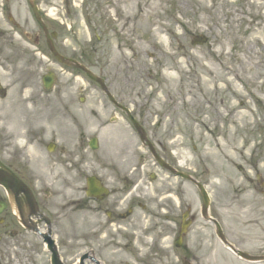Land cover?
I'll return each mask as SVG.
<instances>
[{
    "label": "rangeland",
    "instance_id": "rangeland-1",
    "mask_svg": "<svg viewBox=\"0 0 264 264\" xmlns=\"http://www.w3.org/2000/svg\"><path fill=\"white\" fill-rule=\"evenodd\" d=\"M50 4L53 16L48 18L65 24L61 41L65 53L84 61L97 75L104 68L110 82L119 81L121 71L132 68L136 82L152 85V90L139 96V105L151 115L169 112L178 119L177 126L170 119L161 129L184 131L169 138L185 167L181 169L199 176L207 186L212 211L216 209L232 242L240 248L250 242L258 245L264 226V0H126L124 4L51 0ZM185 32L207 36L208 45L193 47ZM129 35L134 52L127 45L123 50L128 40L118 38L130 39ZM25 63L38 68L27 69L26 91L20 93L17 86L11 96L20 102L31 96L32 103L22 105L27 119L50 118L56 112L60 124L68 108L92 112L81 119L86 137L98 136L101 146H110L113 130L123 125L117 122L111 129L99 130L102 117L93 113L106 112L105 99L95 85L76 73L57 70L56 91L43 95L41 76L49 66L48 58L28 56ZM80 98L86 101L78 110ZM61 128L72 130L68 125ZM191 130L194 134L189 135ZM99 158L91 153L90 160ZM188 195L194 197L189 190ZM199 224L205 228L201 259L207 264L213 240L209 225ZM211 258L213 264H241L221 249Z\"/></svg>",
    "mask_w": 264,
    "mask_h": 264
},
{
    "label": "flooded vegetation",
    "instance_id": "flooded-vegetation-1",
    "mask_svg": "<svg viewBox=\"0 0 264 264\" xmlns=\"http://www.w3.org/2000/svg\"><path fill=\"white\" fill-rule=\"evenodd\" d=\"M43 6L44 0H0V73L10 81L5 88L0 82V264H52L54 255L61 264H78L80 259L82 264H153L170 261L160 250L166 241L177 261L197 262L198 242L196 252L187 251V237L201 240L191 234L192 217L182 248H174L187 206L186 180L159 166L150 151L139 155L138 131L130 117L171 167L177 161L160 137L177 130L159 128L165 115L156 117L161 122L154 126L153 116L141 111L139 86L131 74L106 81L118 105L130 114L114 104L117 111L104 114L124 127L113 130L110 146L95 162L89 160L90 143L79 113L68 108L60 124L56 112L50 118L27 119L22 105L32 100L20 102L9 95L10 86L25 92L27 69L38 68L27 65L25 57L41 56L48 42L61 51L60 34L44 21ZM36 13L47 23V35ZM66 125L72 130L61 128ZM92 184L100 191L94 197Z\"/></svg>",
    "mask_w": 264,
    "mask_h": 264
},
{
    "label": "water",
    "instance_id": "water-1",
    "mask_svg": "<svg viewBox=\"0 0 264 264\" xmlns=\"http://www.w3.org/2000/svg\"><path fill=\"white\" fill-rule=\"evenodd\" d=\"M87 74L89 75V77H90L91 79L100 82L95 76H93V75H92L91 73H89L88 71H87Z\"/></svg>",
    "mask_w": 264,
    "mask_h": 264
},
{
    "label": "bare ground",
    "instance_id": "bare-ground-1",
    "mask_svg": "<svg viewBox=\"0 0 264 264\" xmlns=\"http://www.w3.org/2000/svg\"><path fill=\"white\" fill-rule=\"evenodd\" d=\"M120 3L124 4V3H126V0H120Z\"/></svg>",
    "mask_w": 264,
    "mask_h": 264
}]
</instances>
